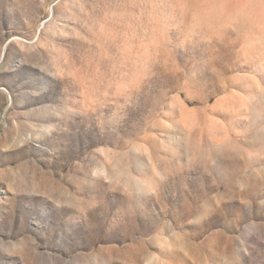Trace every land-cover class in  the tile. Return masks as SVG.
<instances>
[{"label": "rangeland", "instance_id": "obj_1", "mask_svg": "<svg viewBox=\"0 0 264 264\" xmlns=\"http://www.w3.org/2000/svg\"><path fill=\"white\" fill-rule=\"evenodd\" d=\"M0 264H264V0H0Z\"/></svg>", "mask_w": 264, "mask_h": 264}]
</instances>
